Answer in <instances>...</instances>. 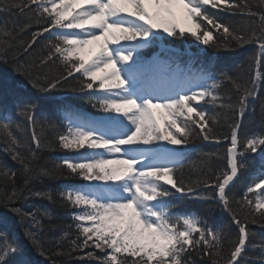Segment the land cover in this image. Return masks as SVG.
Wrapping results in <instances>:
<instances>
[{
	"label": "snow or ice",
	"instance_id": "obj_1",
	"mask_svg": "<svg viewBox=\"0 0 264 264\" xmlns=\"http://www.w3.org/2000/svg\"><path fill=\"white\" fill-rule=\"evenodd\" d=\"M0 11L24 18L0 21V62L23 81L12 107L0 108V152L19 165L0 159V208L22 226L18 235L0 215V264H32L21 235L52 264H264V237L252 227L264 229V101L261 130H245L264 90V0H0ZM251 44L250 78L204 58L203 49ZM42 104L50 115L38 119ZM22 128L30 139L17 136ZM195 142L226 149L203 153L193 178L184 167ZM44 149L63 155L48 166ZM44 181L75 183L34 187ZM31 199L64 209L71 223H53L55 208L25 210ZM220 210L230 223L217 227L210 218ZM46 228L60 232L54 251Z\"/></svg>",
	"mask_w": 264,
	"mask_h": 264
},
{
	"label": "trees",
	"instance_id": "obj_2",
	"mask_svg": "<svg viewBox=\"0 0 264 264\" xmlns=\"http://www.w3.org/2000/svg\"><path fill=\"white\" fill-rule=\"evenodd\" d=\"M224 17V16H223ZM225 19H232V20H240L241 18L239 16L237 17H231V16H226L224 17ZM8 20L10 23L15 22V21H19L20 23L24 22V18L21 16H18L15 12H13L11 15L0 11V21H4V20ZM35 30V29H32ZM172 44L175 43L173 41H171ZM169 42V43H171ZM178 42V41H177ZM195 47V46H194ZM210 51H214L211 48H208ZM238 50V49H237ZM237 50L235 51V53L237 52ZM215 52V51H214ZM235 53L231 55H229V53L227 54L226 52H221V57L222 59L226 60V66L231 68L234 72L235 71H242L247 77H251L253 76V65L252 62L248 59H239L238 56L235 55ZM238 54V53H236ZM241 55H246L245 53H239ZM244 62L243 67L242 68H238L237 66L241 64V62ZM7 81V83H9V81H14V84H22V77L18 76L14 70H13V66L9 63H4V62H0V83H5ZM5 91L10 92V88L9 86H6L4 89L1 90V93H3L4 95L6 94ZM15 91V90H14ZM27 91L31 94V96L36 97L39 96V93H36L35 90L28 88ZM15 94V92H14ZM63 95L62 92H60L59 90L57 92L52 93V96L54 97H59ZM8 99H10L8 96H6ZM11 100V99H10ZM264 101V90H262L261 94H260V100L258 99L256 101V114L254 117L250 116L247 120V123L251 126L254 124H260V105L261 102ZM12 102V101H11ZM81 103V102H80ZM82 104V103H81ZM12 105V103H11ZM37 118L38 119H43L47 116L50 115V109L47 105L42 104L41 107L37 110ZM21 125H24V121L20 120ZM39 130V129H37ZM221 131L226 132L228 131L226 127L222 128ZM46 137L51 139L53 136V133L51 132V130H47L45 133ZM17 136L21 137L22 139H30V132L26 131L24 128L23 130H19L17 131ZM57 153L60 152H51L47 149H44L42 151H40L39 155L42 158L41 159V163L48 161V166H51V163L53 161H58L57 158ZM0 159H3V161L12 169H18L19 165L17 163H15L13 160H11L8 156L4 155L2 152H0ZM215 164L217 165H225L226 161L225 159H221L218 161H214ZM198 165H199V159L197 160L196 163L191 164L190 166L186 167L185 169V174L186 175H190L193 178H196L197 174H198ZM3 178L0 177V182H2ZM22 180V178L18 177V182ZM63 183V181H44L43 183H36L34 185V187L36 189H43L45 187H53V188H58L60 187ZM235 194H237L236 192H234ZM32 205H37V206H47L49 208H55V211L57 213L58 219L54 220L53 223L59 224L61 226H66L68 224H70L71 222L67 221L65 218H67V213L64 209L62 208H58L54 205L49 204L46 200H39V199H31L29 200L26 204H24L23 206L25 207V210H32L31 206ZM195 206V205H194ZM0 215H7L8 220L10 222V224L12 225V229L16 234H21L22 232V226L19 225L18 223H16L14 221V219L12 218L11 213L7 212L6 209L0 208ZM210 222L214 225V226H221V225H228L230 223L229 217L227 215V213L223 212L222 210L214 212L211 215L210 218ZM253 230L255 232H257L258 234V238L259 237H264V229H261L257 226H252ZM237 230L235 228L234 225L231 226V232L235 233ZM60 237V232L57 230L55 232L49 231L47 228L44 230V234H43V239L45 242V246L52 249L53 251L55 250V244H56V240ZM21 240L24 243L27 251H28V255H29V259L33 262H35V264H52V262L50 260H48L45 256H41L38 252H36L34 249H32V247L28 244V242L26 240L23 239L22 235H21ZM81 254H77V256H79ZM249 256L252 257H256L259 255L258 251H252L249 250L248 252ZM57 264H85L84 261L79 260V259H71L69 260L66 257H55ZM203 264H207V262H203Z\"/></svg>",
	"mask_w": 264,
	"mask_h": 264
},
{
	"label": "bare ground",
	"instance_id": "obj_3",
	"mask_svg": "<svg viewBox=\"0 0 264 264\" xmlns=\"http://www.w3.org/2000/svg\"><path fill=\"white\" fill-rule=\"evenodd\" d=\"M6 87L5 83H0V108L3 107H7L10 108L11 105V101L10 99H8L6 96H8L10 98V92L5 91V95L3 93H1V90L4 89ZM23 130V128L21 129Z\"/></svg>",
	"mask_w": 264,
	"mask_h": 264
}]
</instances>
